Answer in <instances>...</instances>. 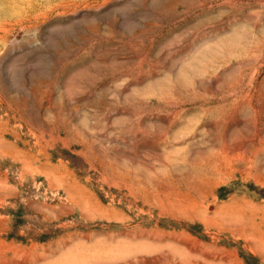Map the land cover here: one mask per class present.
<instances>
[{
    "label": "rangeland",
    "instance_id": "374dc122",
    "mask_svg": "<svg viewBox=\"0 0 264 264\" xmlns=\"http://www.w3.org/2000/svg\"><path fill=\"white\" fill-rule=\"evenodd\" d=\"M0 264H264V0H0Z\"/></svg>",
    "mask_w": 264,
    "mask_h": 264
}]
</instances>
